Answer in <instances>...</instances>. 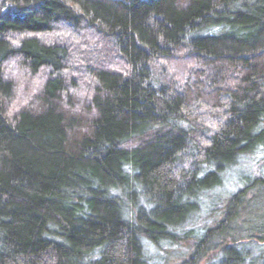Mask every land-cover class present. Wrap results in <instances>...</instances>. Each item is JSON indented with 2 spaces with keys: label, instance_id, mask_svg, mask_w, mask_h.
Returning a JSON list of instances; mask_svg holds the SVG:
<instances>
[{
  "label": "trees",
  "instance_id": "16d2710c",
  "mask_svg": "<svg viewBox=\"0 0 264 264\" xmlns=\"http://www.w3.org/2000/svg\"><path fill=\"white\" fill-rule=\"evenodd\" d=\"M257 150L264 0H0V264H264L261 171L193 225Z\"/></svg>",
  "mask_w": 264,
  "mask_h": 264
},
{
  "label": "rangeland",
  "instance_id": "374dc122",
  "mask_svg": "<svg viewBox=\"0 0 264 264\" xmlns=\"http://www.w3.org/2000/svg\"><path fill=\"white\" fill-rule=\"evenodd\" d=\"M248 159V160H247ZM244 159L240 163L241 168L233 173L229 174L226 179L224 180L221 187H218L217 189L211 191L208 194V202H207V208L202 209V213L198 215L194 219V227H196L197 231V237H200L202 233H204V228L206 230H209L215 226H218L221 221H217L215 219V216L218 217V215L224 214L229 215V213L224 212H230L231 211V204H228V198L230 197L231 193H235L239 191V189L242 188L243 184L247 182L245 180L242 181V179L248 177L251 174V171L256 172L257 170L261 171V173L264 174V154L262 151L257 150L256 153L251 157V159L247 158ZM242 184V185H241ZM249 185V184H248ZM230 207V208H229ZM224 210L223 213H212L213 210ZM242 220L239 221L238 224L243 225V221L246 222L247 226L253 230H264V213H246L242 216ZM245 228V227H244ZM247 228V227H246ZM198 229H203L201 232L198 231ZM258 239L251 238V240H244L243 243H247V245L244 247L245 249H251L253 251L254 249H258ZM264 245V244H262ZM262 247V246H260ZM264 249V248H263ZM148 251V257H149V264H216L217 258L213 260L211 263H207L208 259H203L199 261L197 258H194L191 262L190 258L193 255V249L191 246L183 245L175 247L174 250L159 252L155 249L150 247H147ZM260 251V250H259ZM253 256L257 255V251L252 252ZM211 259V258H210ZM245 264H251L250 260L246 261Z\"/></svg>",
  "mask_w": 264,
  "mask_h": 264
}]
</instances>
